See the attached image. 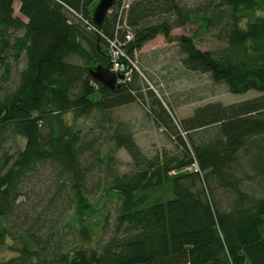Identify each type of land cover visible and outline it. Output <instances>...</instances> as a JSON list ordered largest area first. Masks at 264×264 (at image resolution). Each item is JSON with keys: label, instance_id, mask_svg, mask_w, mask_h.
<instances>
[{"label": "trees", "instance_id": "obj_1", "mask_svg": "<svg viewBox=\"0 0 264 264\" xmlns=\"http://www.w3.org/2000/svg\"><path fill=\"white\" fill-rule=\"evenodd\" d=\"M96 1L0 0V245L10 237L17 252L0 264H264V0H207L192 7L179 0L129 3L123 15L133 33L125 46L131 57L161 34L177 41L185 68L207 73L231 93L257 92L238 102L205 103L180 120L167 100L145 89L136 71L114 89L92 77L90 68L109 66L107 42L124 39L114 8L95 25L98 31L70 11L93 24ZM192 23L198 26L191 35L171 34ZM211 30L224 46L199 49L194 39ZM14 68L17 81L7 88ZM136 100L175 139L179 155L146 156L133 133L117 127L110 135L113 147L100 157L82 130L65 120L67 114L77 120ZM19 137L22 147L10 146ZM118 148L130 156L132 171L116 173ZM250 148L260 152L246 172L240 151ZM86 152L91 157L83 161ZM193 159L202 177L169 173ZM100 163L109 177L104 190L118 200V209L113 234L98 248H84L80 242L91 239L96 216L108 217V209L85 194L86 175ZM45 165L74 180L69 227L77 242L67 248L56 242L51 249V236L15 235L2 223L14 214L25 183ZM217 190L233 193L229 208H221Z\"/></svg>", "mask_w": 264, "mask_h": 264}, {"label": "rangeland", "instance_id": "obj_2", "mask_svg": "<svg viewBox=\"0 0 264 264\" xmlns=\"http://www.w3.org/2000/svg\"><path fill=\"white\" fill-rule=\"evenodd\" d=\"M132 0H126V2ZM182 5L192 7L207 0H179ZM97 1L90 7L92 12ZM16 5V3H15ZM198 24H187L184 27L172 29L174 36L191 35L197 30ZM214 31L201 33L194 39L196 46L201 50L216 49L224 46L223 42L214 37ZM182 53L179 51L177 41H166L161 34L147 41L139 50L132 54L136 71L148 85L154 94L161 100H167L173 108L175 117L180 120L190 116L193 110L208 102H221L223 104L238 102L257 95L255 90L245 93H231L222 83H215L204 72L189 70L182 64ZM73 62L81 63L76 56L71 58ZM23 62L19 64L21 68ZM1 74V70H0ZM117 77V76H116ZM116 78V83L117 79ZM17 81L15 68L11 72V80L7 88L14 87ZM144 91V90H143ZM146 94V93H145ZM145 96V95H144ZM93 94L92 98H96ZM148 102V96H145ZM146 106V107H145ZM67 123H75L81 130L84 140L92 142L94 151L100 157L114 143L110 135L117 127L121 130L128 129L133 133L135 142L146 156L158 154L179 155L181 153L175 139H172L161 127H156L147 110V105H142L141 100L117 106L103 112L95 111L87 117L73 120L71 114L65 116ZM22 147L23 138L10 141V146ZM240 165L246 172H251L250 161L253 155H257L259 148L240 151ZM90 153L86 152L82 160H90ZM86 175L85 194L92 203L98 207L108 209V217L102 220L101 215L96 216L92 228L91 239L80 242L84 248H98L109 236L113 234L114 221L118 209V200L107 194L104 190L107 178L104 164H96ZM115 170L122 174L133 169L132 161L123 148L115 150ZM243 166V167H242ZM240 168V170H241ZM240 176V172H236ZM73 177L61 173L52 165L42 166L33 174L22 190L18 198L15 212L12 216L2 220V223L10 227L17 235L23 231H31L43 238L51 236L49 247L60 243L67 248L71 242L75 243L72 230L69 227L70 216L73 211L74 201L72 197ZM244 184H249L245 178ZM215 198L221 203V208H229L233 200V193L223 190L215 192ZM15 240L8 237L6 243L0 245V261L7 260L17 255L12 248ZM45 242V241H44ZM48 247V245H47ZM52 249V248H51ZM47 251L49 248L46 249ZM246 264H250L247 262Z\"/></svg>", "mask_w": 264, "mask_h": 264}, {"label": "built area", "instance_id": "obj_3", "mask_svg": "<svg viewBox=\"0 0 264 264\" xmlns=\"http://www.w3.org/2000/svg\"><path fill=\"white\" fill-rule=\"evenodd\" d=\"M128 7V1L122 0L120 6H114L109 10V13L113 10L117 12V26L116 30L122 33L123 38L119 40L117 37L110 39L107 42V54L109 56V69L113 72L117 77V84L129 82L132 79L133 68H135L132 57L126 51V43L132 40L133 33L132 30L128 27L125 21V15H123L125 9ZM72 13L76 17H78L82 22L87 26V28L91 30H96L95 24L89 23L86 19H84L81 15L74 12L70 9ZM177 172H195L202 177V171L200 170L196 160H192V163L182 167L180 170H171L170 174H175Z\"/></svg>", "mask_w": 264, "mask_h": 264}, {"label": "water", "instance_id": "obj_4", "mask_svg": "<svg viewBox=\"0 0 264 264\" xmlns=\"http://www.w3.org/2000/svg\"><path fill=\"white\" fill-rule=\"evenodd\" d=\"M115 0H98L92 13L91 18L95 25L99 26L107 12L112 7ZM90 73L94 79L103 84L104 86L114 89L117 87L116 75L110 71L109 66L96 65L90 68Z\"/></svg>", "mask_w": 264, "mask_h": 264}, {"label": "bare ground", "instance_id": "obj_5", "mask_svg": "<svg viewBox=\"0 0 264 264\" xmlns=\"http://www.w3.org/2000/svg\"><path fill=\"white\" fill-rule=\"evenodd\" d=\"M115 1H116V0H115ZM115 1H114L113 5H112L113 7L116 5V4H115ZM108 13H109V12H107V14H108ZM88 29H89V28H88ZM89 30H91V29H89Z\"/></svg>", "mask_w": 264, "mask_h": 264}]
</instances>
